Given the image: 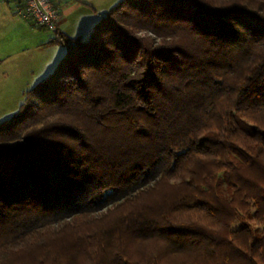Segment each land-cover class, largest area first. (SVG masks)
<instances>
[{"label": "trees", "instance_id": "obj_1", "mask_svg": "<svg viewBox=\"0 0 264 264\" xmlns=\"http://www.w3.org/2000/svg\"><path fill=\"white\" fill-rule=\"evenodd\" d=\"M47 44L0 121V264H264V0H120Z\"/></svg>", "mask_w": 264, "mask_h": 264}, {"label": "rangeland", "instance_id": "obj_2", "mask_svg": "<svg viewBox=\"0 0 264 264\" xmlns=\"http://www.w3.org/2000/svg\"><path fill=\"white\" fill-rule=\"evenodd\" d=\"M13 7L0 1V121L17 111L25 90L51 73L65 51L62 45H40V35L53 33L32 25Z\"/></svg>", "mask_w": 264, "mask_h": 264}, {"label": "crops", "instance_id": "obj_3", "mask_svg": "<svg viewBox=\"0 0 264 264\" xmlns=\"http://www.w3.org/2000/svg\"><path fill=\"white\" fill-rule=\"evenodd\" d=\"M119 1L120 0H56L58 5L56 31L70 39L76 37L82 39L88 38L92 32L93 26L100 17ZM53 34L40 35V45H47V41Z\"/></svg>", "mask_w": 264, "mask_h": 264}, {"label": "built area", "instance_id": "obj_4", "mask_svg": "<svg viewBox=\"0 0 264 264\" xmlns=\"http://www.w3.org/2000/svg\"><path fill=\"white\" fill-rule=\"evenodd\" d=\"M13 3L18 11L32 25L48 30L56 31V19L58 16L56 0H0Z\"/></svg>", "mask_w": 264, "mask_h": 264}]
</instances>
